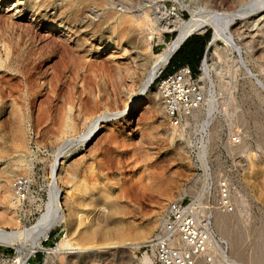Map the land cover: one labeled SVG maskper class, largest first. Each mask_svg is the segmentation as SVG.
Returning <instances> with one entry per match:
<instances>
[{
  "label": "rangeland",
  "instance_id": "374dc122",
  "mask_svg": "<svg viewBox=\"0 0 264 264\" xmlns=\"http://www.w3.org/2000/svg\"><path fill=\"white\" fill-rule=\"evenodd\" d=\"M0 1V228L28 229L45 213L55 153L73 141L56 160L54 177L66 219L43 243L49 251L38 250L31 263L154 264L137 249L156 232L166 204L183 200L197 204L223 243L216 264H264V89L244 72L241 56L222 41L209 47L210 74L200 79L204 103L185 129L168 125L157 80L129 107L150 60L177 36L162 33L173 21L164 23L162 7L187 21L192 8L232 11L248 0ZM263 7L231 31L264 84ZM122 17L128 21L119 24ZM96 118L100 132L82 144ZM19 176L32 185L29 224L11 205V181ZM104 201L116 212L107 215ZM148 222L144 239L116 234V225L134 235ZM90 223L104 233L84 240ZM63 241L79 251L57 247ZM22 247L30 252L29 242ZM11 248L0 245L10 255Z\"/></svg>",
  "mask_w": 264,
  "mask_h": 264
},
{
  "label": "built area",
  "instance_id": "2783aa9c",
  "mask_svg": "<svg viewBox=\"0 0 264 264\" xmlns=\"http://www.w3.org/2000/svg\"><path fill=\"white\" fill-rule=\"evenodd\" d=\"M169 13L172 18L182 19V15ZM166 21L164 20V23ZM172 32L164 31L163 34ZM205 57L206 53L202 61ZM163 69L153 82L157 80V92L164 118L172 128L185 129L189 126L193 114L204 103L201 80L187 65L180 66L172 73L161 77ZM232 141L237 142L236 138ZM31 186L30 179L25 176L15 177L10 185L14 210L22 221L28 224L35 220L31 212ZM226 191L225 187L220 188V205L222 208L226 206L227 209L229 204ZM51 231L41 240V245L56 237L51 235ZM11 249L13 250L11 255L0 250V264H33L30 260L36 258L38 252V250H32L24 254L14 248ZM137 250L150 256L154 264H197L199 262L216 264L224 250V245L215 237L208 217L200 214L197 204L192 201L174 200L164 207L156 232ZM38 264H44V259Z\"/></svg>",
  "mask_w": 264,
  "mask_h": 264
},
{
  "label": "bare ground",
  "instance_id": "6f19581e",
  "mask_svg": "<svg viewBox=\"0 0 264 264\" xmlns=\"http://www.w3.org/2000/svg\"><path fill=\"white\" fill-rule=\"evenodd\" d=\"M80 1H82V3H84V4L86 2H88V0H80ZM261 1L262 0H248L245 3H243V5L239 9H236V10L233 9L232 11H217V10H213L211 8H210L211 10L210 9L206 10V8L205 9H203V8H201V9L192 8L193 10H191L190 19L187 21H184V20L178 19V18L170 17V13L166 10L165 7H162L161 8L162 11H164L165 13L168 14L166 17V20L168 19V17L170 19H173L172 24L170 25L171 28L170 29H168V28L163 29L162 28L161 29L162 33L166 30H174L177 32V36L170 43L165 44V42L162 39L163 35L160 34V36L158 37L157 40H158V42L165 44V48L161 52H159L157 55H155L152 60H150L151 61L150 66L151 67L147 71L146 76H145V80H144V82H142L143 84L140 86L141 88L139 89L135 98L132 100L129 107L134 108V106L137 103H139V100L142 99L143 95L148 90V88L152 84L153 80L158 76L160 71L166 66V64L168 63L170 55L177 48V46L180 44V42L185 37L189 36L190 34L203 32L207 27L212 30V37H211V40L208 42V46L211 47L216 42L222 41L225 44V46L227 48H229L232 52L234 51V52H236V54L238 53L241 56V57H239V61L241 62L242 66L244 67L243 68L244 72H246L247 74H250L249 77H251V76L254 77V81L256 80V82L258 83V86H261L260 88L264 89V84L261 81H259L255 77V75L252 74L251 71L246 66V64L242 58V49H241L240 45L237 43V41H235L236 39L233 37L234 34L231 31V28H232V26L235 25L236 21L248 18L250 15L259 11L264 5L261 3ZM0 3H1V1H0ZM260 3L262 4L261 6H259ZM111 19H109V20H111ZM127 21H128L127 18L122 17L120 19L119 24L120 23H126ZM117 35L119 37H122L125 34H124V31H119V33H117ZM149 40L150 41L153 40L152 37H150ZM216 54H217V52H216ZM221 56H222V54L219 53L218 57L221 58ZM201 70H202V76L200 77V79L203 80V79L208 78L209 74H210V67H209V60H208L207 55L201 63ZM114 115L115 114L109 115L107 117H111ZM100 120H101V118H96V119H92L90 121L87 131L79 139V141L82 144H86V143L96 139V136L100 132L102 124H103V122H100ZM75 140L77 142V139H75ZM72 142L70 140L69 141L66 140L65 142L63 141V143L58 148L57 152L55 151L56 152L55 156H54L55 160L53 161L54 163L52 164V167H51L50 173H49V179H50L49 196H48L49 199H48V202H47L46 207L44 209L45 213H43L40 216V218L38 220H36V223L28 229H26L25 227L13 229V230H7L4 228H0V245L13 247L18 252H20L21 249L23 248L22 244L29 242L30 243V251L31 250H41V251L42 250H48V249H45L40 244L41 240L44 239L45 236L47 235V233L50 230H52L54 227L62 225L66 219L64 211L62 210V203H61V195L62 194L60 192L58 185L55 182L56 178L54 180V177L56 176L55 171L57 169L56 168V160L61 155H63L64 153L67 152L65 150L68 146H70V144H72ZM61 164L63 165V162ZM61 164L58 165V170L60 169V166H62ZM102 195H104V194H102ZM106 197H108V196H106ZM11 205H12V202H11ZM102 205H103L102 206L103 209L107 212V215L109 214V212H111L112 214L116 212L117 207L115 205L107 204L105 201L102 202ZM117 212H118V210H117ZM107 215L105 213L103 215V218L106 219ZM18 218L19 217H15V219H13V220H16V222H19ZM221 219H223V218H221ZM216 221H217V218H216ZM219 221H221L220 218H219ZM116 226L117 227L115 229H116V234L118 237L124 239L126 237L125 235H127L129 237L133 236L132 237L133 240H140V239H144L146 237V235L148 234V230L150 229V227H152V223L148 222L147 226H145L146 227L145 229H140V230L135 231L134 235L133 234L131 235L130 233H127V232L125 233L123 231V229L119 228L120 226L119 227H118V225H116ZM100 228L101 227H99V229ZM99 229H98V226L94 227L93 224L90 223V225L87 227V229L82 233V235H83L82 238L84 240H87V239H90V237H92L93 235L96 236V234L99 232ZM100 231H101V229H100ZM103 233H104V231H103ZM102 234H101V236H102ZM130 240H132V239L130 238ZM57 247L68 248V249L74 250V251L75 250L79 251L78 249H80L79 244H76V243L74 244V243L67 242V241H63V242L59 243L57 245ZM48 251H46V252L48 253ZM143 260L145 262H149V258L147 256H144Z\"/></svg>",
  "mask_w": 264,
  "mask_h": 264
},
{
  "label": "crops",
  "instance_id": "0c3cea01",
  "mask_svg": "<svg viewBox=\"0 0 264 264\" xmlns=\"http://www.w3.org/2000/svg\"><path fill=\"white\" fill-rule=\"evenodd\" d=\"M209 39L208 30L189 35L172 52L168 60V65L164 68V75L172 73L180 66L187 65L193 73H196L201 64L202 58L206 53L207 40Z\"/></svg>",
  "mask_w": 264,
  "mask_h": 264
},
{
  "label": "water",
  "instance_id": "95a60500",
  "mask_svg": "<svg viewBox=\"0 0 264 264\" xmlns=\"http://www.w3.org/2000/svg\"><path fill=\"white\" fill-rule=\"evenodd\" d=\"M190 35H191V34H190ZM187 37H188V36H187ZM187 37H185L182 41H184ZM182 41L180 42V44L182 43ZM180 44H179V45H180ZM179 45H178V46H179ZM178 46H177V47H178ZM208 48H209V46H208V43H207V46H206V52H207ZM171 55H172V54H171ZM171 55H170V56H171ZM169 58H170V57H169Z\"/></svg>",
  "mask_w": 264,
  "mask_h": 264
},
{
  "label": "trees",
  "instance_id": "16d2710c",
  "mask_svg": "<svg viewBox=\"0 0 264 264\" xmlns=\"http://www.w3.org/2000/svg\"><path fill=\"white\" fill-rule=\"evenodd\" d=\"M208 33H209V32H208ZM208 41H209V39L207 40V42H208ZM168 63H169V62H168ZM168 63H167V65H168ZM162 73H163V76H165V75H164V69H163ZM194 74H195V73H194Z\"/></svg>",
  "mask_w": 264,
  "mask_h": 264
}]
</instances>
